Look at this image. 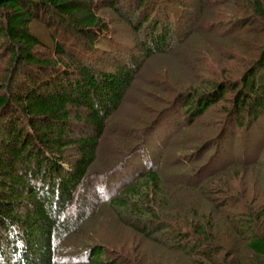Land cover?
Segmentation results:
<instances>
[{
    "label": "rangeland",
    "instance_id": "374dc122",
    "mask_svg": "<svg viewBox=\"0 0 264 264\" xmlns=\"http://www.w3.org/2000/svg\"><path fill=\"white\" fill-rule=\"evenodd\" d=\"M92 1L108 22L109 34L99 36L94 47L84 39L59 35L62 57L65 62L70 57L91 60L97 70L108 72L126 64L136 75L110 118L91 176L65 214L69 220L84 219L62 242L68 259L64 264H85L76 257L81 260L91 244L111 250L123 259L120 264L125 259L129 264H260L247 243L253 235L264 237V110L256 121L248 113L251 101L246 109L234 111L231 88L242 84L264 52V17L255 9L260 2L264 10V0H173V10L187 18H182L175 49L155 55L146 54L139 43L153 19L162 15L160 20L166 21V12H159L164 0H114L115 9L109 4L113 0ZM32 30L43 42L35 52L60 58L53 52L50 28L36 21ZM0 54L1 78L10 53ZM217 84L230 87L225 96L197 118L186 116L181 97L188 91H213ZM74 123L70 136L84 137L82 124ZM63 152L68 160L78 155L76 146ZM150 166L164 182L156 205L169 221V233L171 228L186 232L181 243L185 251L148 240L99 202ZM203 217H209L211 241L201 253L188 246L197 238L191 225L205 221ZM175 235L179 243L182 238Z\"/></svg>",
    "mask_w": 264,
    "mask_h": 264
},
{
    "label": "trees",
    "instance_id": "16d2710c",
    "mask_svg": "<svg viewBox=\"0 0 264 264\" xmlns=\"http://www.w3.org/2000/svg\"><path fill=\"white\" fill-rule=\"evenodd\" d=\"M109 4L112 9L117 6L114 0ZM173 4V0L162 1L159 12H166V21L160 20L161 15L143 30L145 38L139 44L146 54L175 49L187 14L173 10ZM96 9L92 0H0V52L10 53L0 78V264H64L68 259L62 242L66 243L65 237L84 219L82 215L80 220H69L65 214L91 176L110 118L119 110L136 75L134 67L126 64H117L114 72H108L97 70L91 60L70 57L72 61L65 62L59 35L84 39L94 47L99 36L109 34L108 22ZM255 9L257 16L264 17L260 2ZM150 17L149 13L145 20ZM36 21L50 28L53 52L60 58L35 52L36 46L43 45L32 30ZM243 78L242 84L231 88L233 109L239 113L251 101L248 113L256 121L264 110V52ZM229 88L217 84L213 91L186 92L181 97L186 116L197 118ZM74 120L82 124L84 137L70 136ZM68 146L77 147L74 160L63 152ZM163 187V176L150 166L117 194L105 195L99 202H106L118 222L148 240L185 251L187 247L181 243L187 239L186 232L180 228L174 233L171 228V235L169 221L156 205ZM192 213L199 215L193 209ZM203 218L205 221L191 225L197 238L191 240L194 247L188 246L201 253L211 241L206 226L209 217ZM175 234L182 238L179 243ZM247 245L264 264V237L253 235ZM76 258L85 264L123 262L105 246L92 244L81 260Z\"/></svg>",
    "mask_w": 264,
    "mask_h": 264
}]
</instances>
